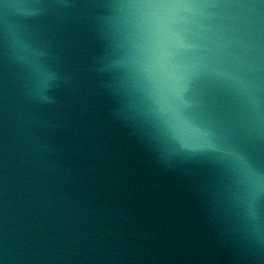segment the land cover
Segmentation results:
<instances>
[{
	"label": "water",
	"instance_id": "obj_1",
	"mask_svg": "<svg viewBox=\"0 0 264 264\" xmlns=\"http://www.w3.org/2000/svg\"><path fill=\"white\" fill-rule=\"evenodd\" d=\"M0 264H264V0H0Z\"/></svg>",
	"mask_w": 264,
	"mask_h": 264
}]
</instances>
